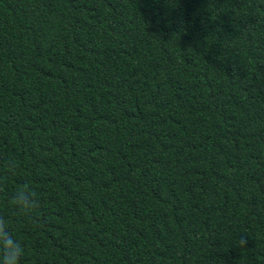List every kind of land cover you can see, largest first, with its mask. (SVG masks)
<instances>
[{
    "label": "trees",
    "instance_id": "16d2710c",
    "mask_svg": "<svg viewBox=\"0 0 264 264\" xmlns=\"http://www.w3.org/2000/svg\"><path fill=\"white\" fill-rule=\"evenodd\" d=\"M0 183L20 264H264V0H0Z\"/></svg>",
    "mask_w": 264,
    "mask_h": 264
},
{
    "label": "clouds",
    "instance_id": "9594fccd",
    "mask_svg": "<svg viewBox=\"0 0 264 264\" xmlns=\"http://www.w3.org/2000/svg\"><path fill=\"white\" fill-rule=\"evenodd\" d=\"M7 169L11 174H14L17 170L16 163L9 160ZM3 190V185L0 183V191ZM11 203L17 213L28 220H33V214L41 207L37 191L28 181L21 182L15 189L11 196ZM246 244L247 240L241 237L239 246L245 247ZM23 255L22 244L9 231L5 218L0 216V264H20Z\"/></svg>",
    "mask_w": 264,
    "mask_h": 264
}]
</instances>
